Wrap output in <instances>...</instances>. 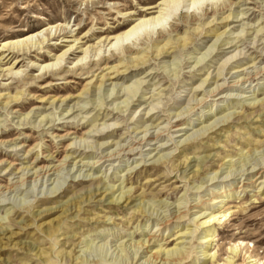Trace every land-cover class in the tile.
I'll return each mask as SVG.
<instances>
[{
	"label": "rangeland",
	"instance_id": "obj_1",
	"mask_svg": "<svg viewBox=\"0 0 264 264\" xmlns=\"http://www.w3.org/2000/svg\"><path fill=\"white\" fill-rule=\"evenodd\" d=\"M157 1L0 0V42L31 32L42 31L40 36L45 37L42 49L14 48L2 54L10 53V60L0 63V187L11 188L0 193V264H81L80 255L85 264H142L145 255L135 254L134 242L161 227L157 224L175 206L184 210L197 203L202 206L191 208L194 211L208 208L212 190L235 189L246 174L254 175L259 165L264 166V69L260 71L264 68V0H228L225 10L216 15L209 5L207 16L195 22H186L180 15L186 9L180 8L175 20L167 18L171 28L159 40L155 30L148 36L158 46L167 42L164 55L147 42H135L131 47L136 53L129 56L120 48L94 52L101 38L130 24L125 11H139ZM227 14L230 17L222 21ZM212 17L216 19L210 23ZM49 27L52 36L56 31L70 40L77 38L76 46L81 48L60 66L36 70L41 61L66 49H53L61 40L46 36ZM218 34L222 35L213 48ZM88 46L89 56L77 61ZM134 55L137 61L130 60ZM228 59L218 79V84L228 87L203 96V91L214 87L211 79L203 91L194 93ZM16 61H20L13 69L16 74L8 72ZM240 77L247 82L234 86V79ZM219 95L226 97L218 99ZM199 98L203 101L198 103ZM224 116L228 118L219 121ZM180 118L184 120L177 122ZM214 122L211 129L194 135ZM146 124L148 132L141 133ZM176 125L187 127L186 135L179 136L184 131H174ZM95 128L96 134H105L102 139L83 136ZM156 133L163 136L133 143L143 134L148 138ZM80 137L93 145L81 159L99 160L97 167L75 162L76 166L65 165L60 172L30 175L13 187L19 177L25 178L17 169L28 166L32 174L61 163L73 151L66 152L68 144L74 140L78 144ZM102 142L106 147L98 149L95 143ZM127 146L135 151L127 155ZM112 150L119 155L101 164V156ZM79 151L71 154L75 159H68L70 165L78 161ZM103 183L114 186L113 198L129 190V200L110 203L106 193L92 195ZM235 190L234 198L217 204L232 216L214 226L215 238L207 249L215 254L213 264H225L234 246L239 252L235 264H244L248 255L264 261V184L248 193L239 187ZM66 206L70 211L63 215ZM196 215L190 210L178 227L172 224L157 232L163 236L161 243L172 247L179 241L174 239L175 231H190L184 240L188 257L180 264L202 261L205 232Z\"/></svg>",
	"mask_w": 264,
	"mask_h": 264
},
{
	"label": "bare ground",
	"instance_id": "obj_2",
	"mask_svg": "<svg viewBox=\"0 0 264 264\" xmlns=\"http://www.w3.org/2000/svg\"><path fill=\"white\" fill-rule=\"evenodd\" d=\"M227 4H228V0H158L157 2H154L152 4H148V5L144 6L139 11L127 10L124 12V15H126L128 17V22H130V24L122 30H117L116 32H113L112 34L106 35L105 37L101 38L99 40L98 44L96 45L94 52L96 53V52L101 51L102 47H104V52L106 50L110 52V51H114V50L120 48L121 53H124L126 56H129L130 54L132 55V54L136 53L135 50H133V48L131 47L135 42H138L139 45L143 44V42H147V43H150V44H153L154 46H156V48L158 49V55H164L167 52V50L164 47L167 44V42L161 46H158L157 45L158 43L152 37H148V36L151 32H153L155 30L156 31L155 34H156V38H157L156 40H159L160 35H162L164 32H167L168 29L171 28L170 22L167 21V18L172 17L173 20H175V18H176L174 16L175 13L180 8L185 7L186 10L185 11L181 10L180 15L186 20V22H195V21H197V18L202 19L203 17L207 16V14H208L207 13V7L209 5H212L211 11L214 12L213 13L214 15H216V14H219L220 11L225 10V8L227 7ZM198 9H200L202 11V13H199L200 15L196 14V10H198ZM189 10L191 11L190 13H189ZM229 17H230V14H227L226 16L222 17L221 20L222 21L227 20ZM215 19L216 18L212 17V19L210 20V23L213 22ZM166 25L168 26V28L166 27ZM52 27H49L47 29L45 28V32H46L47 37L52 36ZM57 27H58V25L55 28L57 29ZM55 32H54V34L50 40L60 39L61 41L60 42L56 41V44L58 43V46H53V49H59L60 46H62V47L65 46L66 49L62 50V52H60L58 55H53L52 57H49L46 60L41 61L40 65L36 64L37 65L36 70H38V69L43 70V69H49V68L52 69L53 67H56L58 65L60 66L62 61H65L66 59H68L70 55H74L76 50L78 48H81V45L76 46V43L78 41L77 38L70 40L69 39L70 37L66 36V34L63 33L61 35L60 34L56 35ZM40 33H42V31H40L39 33L38 32H35V33L31 32L29 35L19 37V38H15V39L2 40L0 42V63H3V62L6 63L10 60V58H9L10 53L7 54L6 56L2 55L5 51H10V50L12 51L14 48H16L17 50H20V48L23 49L24 47H27V49L33 48L32 51L42 49L44 47L43 44L45 43V37L43 34H42V36H40ZM65 33H68V32H65ZM221 35L222 34H218L216 36V40H215L214 44L212 45L213 48H214L216 42L220 39ZM62 43H64V44H62ZM65 43H67V44H65ZM68 43H71V44H68ZM89 47L90 46H88L86 49L81 51V53H82L81 56H78V57L76 56L77 61L82 62V60L86 59V57L89 56V53H91V50L88 49ZM212 47H210V49L213 50ZM212 50L208 53L210 54L212 52ZM203 55H205V54H203ZM203 57H205V56H203ZM233 57H235V56H233ZM233 57H231V58H233ZM132 58H134V60L137 61L138 55H134V57H131L130 60H133ZM200 60H198L196 62V64ZM228 61H229V59L225 60V62L220 64V66L217 68V71L213 75V77L208 78V76L211 74L207 75L201 81V83L197 87H195L194 93L203 91V89H201V88L203 87V85L205 83H209V80H211V79L214 80V82H213L214 87H212L211 89H208L206 92L203 91V96L204 95H206V96L216 95L215 94L216 91H221L224 89V87H228V86H223L224 82L221 84H218V79H220V77L222 76V74H223L222 70H224V67L227 65ZM19 62H17V61L13 62L12 67L8 69V72H11L16 67V65H18ZM32 63H34V62H32ZM127 63H128V61H127ZM76 65H81V64H76ZM263 69L264 68H261L260 71H263ZM237 71H239V70H237ZM257 71L259 72V70H257ZM16 72L17 71L13 70V74H16ZM241 81L247 82V79L241 78V77L234 79L233 85L235 86ZM99 83H100L99 85L103 84L102 81H100ZM219 96L220 97L218 99L226 97V96L222 97L221 95H219ZM201 101H203V98L198 99V103ZM196 105H199V104H196ZM117 109H119L120 111L122 110L119 107H117ZM151 110L152 109L150 108L146 114L151 112ZM181 111L176 112L174 114V117H179L180 115H182L187 110L185 109V111L184 110L182 112ZM151 116H149V118ZM224 118H228V116L222 117L221 120H219V121H224ZM182 120H184V118H180L176 121L179 122ZM214 123L210 124L208 126L206 125V126L202 127L199 131L194 133V135L203 134L202 132H205V131L211 129L213 126H215L216 123L215 124ZM148 126L149 125L146 124L144 126V130L141 133L148 132V129H149ZM187 129L188 128L185 127L184 125H181V126L176 125L174 127V131H176V132L184 131V133L179 135V136L186 135V133L188 132ZM134 130L136 131V129H134ZM94 131H95V133L92 134ZM96 132H98V129L95 128V130H90L87 134L84 133L83 136L85 135L87 137H91V138H94L97 140V139H102L103 136L105 135V134H96ZM162 136H163L162 133H156V134L149 135L148 138H145V134H143V136H141L140 138L137 137L138 138V139L136 138L137 140H133V143L135 142V144L140 145L141 143L153 142L155 139L161 138ZM192 136H193V134L187 136L185 138V140L191 138ZM77 139H79L78 144L76 142L77 140H74V142L72 141L71 143L68 144V148L66 149V152H69L71 149L73 151L71 153L65 154L63 156V159L61 160V163L59 162L58 164L53 165V166L41 167L39 169H36L32 174H29L30 168L28 166L20 167L21 170L17 169V171H19V173H21V176L23 175L25 178L19 177L17 179V181H15L12 184L13 187L17 186L16 184H18V185L21 184L24 180L28 179V177L30 175H32V177H38L41 175L40 172H43V175L45 176V175H48L51 172V170H54V171H52V173L56 172V171L60 172L59 169H61L65 165L71 166V167H72V165H73V167L76 166L75 162H77V164L81 163L80 164L81 167L85 166V167H88L89 169L97 167V165H99L98 164L99 160L90 162V161H85V160L81 159V155H85V156L89 155V153H87V151L86 152H83V151L86 148L93 147V145L90 144V142L88 140H86L82 137L77 138ZM103 144H104L103 142L102 143H95V146H97L98 149H100L101 147H106V146H103ZM155 144L156 143H153L152 145H155ZM116 146L118 148L121 145H119V143H118ZM81 147H83V148H81ZM158 147H159V149L163 148V146H161V145H159ZM158 147L153 149V150L158 149ZM125 149L127 151L126 152L127 155L132 154L135 151V149L133 147H130V146H127ZM78 150H80L78 155H77L79 157L78 161H76L77 160L76 159L74 161V163H71V165H70L69 164L70 162L68 159L72 158L74 160L75 158L71 157L72 156L71 154H74ZM114 150L109 151L105 155L101 156L102 158H104V160L102 161L101 164L105 163L106 160H109L111 156L114 159L115 155H119V152H122V150H123V145H122V148L119 149L120 150L119 152H115ZM261 163H264V159L262 160ZM9 164L10 163H8V165ZM35 174L37 176H35ZM253 174L254 175H251L249 173L246 174L247 177L244 178V180H242V184L239 186H236V188L239 187V189H241V191L248 193V192L252 191V190H250V188L253 187V188L257 189L258 186L264 184V166L259 165V168ZM193 179L198 181L200 178L194 177ZM201 181H202V179H201ZM256 182H257V184H256ZM214 183H216V182H214ZM211 185H214V184L212 183ZM113 187H110V186L108 187V185L103 183L102 186L100 187V189H95L94 192H92V195L96 196L99 194L106 193L105 195L108 196V199H110V203H115L116 201L119 203V201L122 200L120 203L123 204V203L127 202V200H129V195H128L130 192L129 190H127L126 192L121 190L120 193L118 194V196L116 198H113V194H112L113 193ZM10 189L11 188L6 186V185L2 186V187H0V193H2L5 190L8 191ZM235 189H234V187L233 188L231 187L227 190L226 189H214V190H212L211 195L207 199V206L209 205L208 208L204 206V208L199 209L197 211H194V209H191V208H195V207L200 208V206H202V205H198L197 203H193V207H191L189 209L183 208L184 210H181L180 206L179 207L175 206V209H176V207H177V209L174 212H172L171 215H167L168 217L161 219L162 221H159V223L157 225H161V227L157 228V230H155L154 232L149 234L147 238L139 239V240L135 241L134 244L132 243L134 245V247L136 248L135 254H137V252L140 251V253H144V255H145V257H144L145 259H144L142 264H180V262H183V260L188 257V250H186L187 248L184 245V244H187V242L184 240H185V238L189 237L190 231H188V230H183V231L177 230V231H175L176 238H174V237L173 238L175 240L179 239V241L175 242L172 247H168V244H170L169 242L168 243H166V242L161 243V241H164L163 236L160 237V233H157V232L162 230V229H167V228L169 229V227L172 226V224H176L175 227H178L182 221H184L185 219H188V211H190V210H191V214L192 213H198V215H196V216L200 218L199 219V220H201V221H199L200 225H202L203 230L205 232L204 233L205 235L203 237V241L201 242V244L203 246H204V244H206L201 251L202 252V254H201L202 255V258H201L202 261H200L198 263L195 261V262H192L191 264H196V263L197 264H206V262H209V264H213L216 261L214 259L215 254H211L210 252H208L207 249H208V246L211 245V243L214 241V238H215V235L213 233L214 226H217L219 224L224 223L226 220H228L232 216L231 211L228 208L221 210L222 207H224V206H218L217 207V204L222 203L223 201H228L229 197L234 198L235 197L234 193H236ZM100 190H102V191H100ZM52 191H53V189H52ZM52 191L50 190V192H52ZM239 192H240V190H239ZM81 203H82V201L80 202V204ZM1 206H2V204H1ZM69 211H70L69 207L66 206V209L63 211V215H67V213ZM63 215L61 216V219L59 221H61L63 219ZM129 240H131V239H129ZM171 241H173V239ZM129 244H130V242H129ZM89 245H90V242H89ZM239 245H237V246H239ZM229 250H230L229 252H231L232 255H231L230 259H228V260L226 259L225 264H235V262L238 260V257H239L238 253L239 252H237L235 246L232 249L229 248ZM133 257L134 256H132V259H133ZM135 258H136V255H135ZM246 258H247V261L245 263L243 262L244 264H264V261H260V259L253 258V256H251V255H248ZM78 259H79V263H81V264L84 263L82 255H80L78 257ZM133 260H132V262H133Z\"/></svg>",
	"mask_w": 264,
	"mask_h": 264
}]
</instances>
